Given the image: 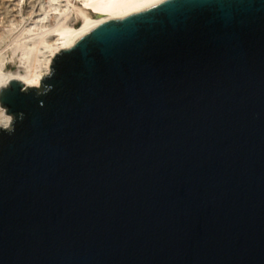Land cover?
<instances>
[{
  "label": "water",
  "instance_id": "1",
  "mask_svg": "<svg viewBox=\"0 0 264 264\" xmlns=\"http://www.w3.org/2000/svg\"><path fill=\"white\" fill-rule=\"evenodd\" d=\"M49 69L0 87V264H264V0H162Z\"/></svg>",
  "mask_w": 264,
  "mask_h": 264
},
{
  "label": "rangeland",
  "instance_id": "2",
  "mask_svg": "<svg viewBox=\"0 0 264 264\" xmlns=\"http://www.w3.org/2000/svg\"><path fill=\"white\" fill-rule=\"evenodd\" d=\"M97 16L84 0H0V66L6 72H28L44 51L41 39L52 41L59 25L78 28Z\"/></svg>",
  "mask_w": 264,
  "mask_h": 264
},
{
  "label": "bare ground",
  "instance_id": "3",
  "mask_svg": "<svg viewBox=\"0 0 264 264\" xmlns=\"http://www.w3.org/2000/svg\"><path fill=\"white\" fill-rule=\"evenodd\" d=\"M160 1L162 0H84L85 6L88 9L92 10L94 13L98 14L99 17L97 16L98 18L96 19L91 18L90 20H84L83 24L78 28H70L65 26L61 27L59 25V27L53 30L55 34H54V38H52L53 39L52 41H45L44 39H41L42 37L41 36L40 37L41 40L40 39L39 40H40V44H42L44 48V51H40L42 53L40 55L41 57L37 59L35 58L36 61L33 62L34 64L32 65L31 69L26 73L23 72L21 73L19 71L6 72L4 70L3 65H1L0 87L7 86L8 82L13 78L21 80L27 86L39 87L40 86L39 80L42 79V76L50 74L49 66L53 56L56 55L60 51V49L69 47L71 42L80 33L94 26H97L98 24L104 21L121 18L130 13L142 10L147 6H150ZM36 44H33V46L34 45L36 46ZM40 44H38V46ZM32 48L33 47H31V49ZM33 49L32 52L34 51ZM27 54L28 53H26V55ZM24 58L26 57L24 56ZM5 111L6 108H3L0 105V127L8 128L11 123L12 116L10 114H6Z\"/></svg>",
  "mask_w": 264,
  "mask_h": 264
}]
</instances>
